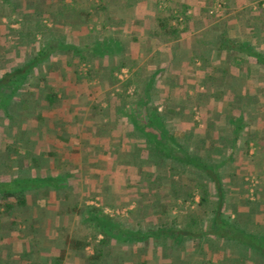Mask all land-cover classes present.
Here are the masks:
<instances>
[{
    "label": "trees",
    "instance_id": "1",
    "mask_svg": "<svg viewBox=\"0 0 264 264\" xmlns=\"http://www.w3.org/2000/svg\"><path fill=\"white\" fill-rule=\"evenodd\" d=\"M216 1L211 0V10L218 4ZM223 1L225 8H228V1ZM253 1L259 10L264 12V0ZM2 2L12 5L16 15L20 13L22 23L30 28L33 25L35 36L43 37L40 41L27 37L31 42L30 47L20 46L17 48L20 54H8L16 62L14 67L6 68L0 65V108H3V117L13 119L18 106H21L25 110L34 108L32 116L37 122L49 121L51 116L64 119L62 108L68 105L66 101L73 100L80 103L75 120L77 121L79 116L84 118L85 113L90 114L92 118L85 119L90 126L95 127L104 113L101 105L107 102L108 111L112 114L108 120L111 122L119 110L120 115L124 114L123 123L129 122L133 128L129 134H119L118 143H107L109 147L104 145L92 148L94 151L105 148V151L110 153L109 157L113 159L111 168L104 166L101 161L96 163V167L108 169L106 174L111 173V179L107 183L104 181V175L91 172L90 177L93 180L98 178L87 186L79 187L82 188L80 191L85 190L82 192V200L77 196L79 188H74L81 180L79 175L76 177V171L66 169L59 174L48 172L40 176L38 170L43 168L41 157L31 158L32 164L26 165L30 173H20V166L16 165L12 171L15 173L19 169L17 175L12 176L10 180L0 179V210L13 208V213L23 215L21 218H9L10 236H1L3 242L0 243V264H12V261L19 260L17 256L8 253L9 249L16 248L18 244L11 238L16 236L18 241L25 242L30 240L28 232L25 236H19L20 227L26 223L24 215L29 213L32 201L46 209L51 197L57 198L58 206L48 213L51 215L54 212L58 218L69 217L70 221L77 225L74 233L65 229L61 232L62 240L55 241L56 252L47 258L53 259L54 264H131L129 261L132 260L133 254L143 252L145 256L149 250L156 251L158 257H153L150 261L143 258V264H264V224L260 223L257 229H250L239 215L232 218V215L225 211L229 190L224 188L220 168L222 170L229 159L217 163V166L211 163V120L202 133H195L193 131L198 126L197 123L186 121L185 115L178 116L169 110L159 111L160 105L156 104L150 95V91L155 90L154 82L143 81L145 85L141 87L142 81L138 77L134 80L128 76L124 81H120L117 73L123 68L128 69V65L120 58L119 65L115 62L116 50L111 49L109 40L102 41L107 42L106 45L97 44L99 42L95 33L94 37L89 35L90 44L83 45L84 39L80 41V36L72 37V41H69V35H65L63 30L65 27L74 28L81 19L77 15L81 13L66 3V0H43L46 7L43 12L32 11L28 0H24L25 8L22 9H18L11 0ZM91 2L95 6L96 0ZM219 5L222 8L224 6L220 2ZM98 8H101V4ZM87 11L85 25L95 21L93 14ZM180 13L186 18L185 8L180 10ZM8 18L11 20V17ZM178 20L174 13L165 12L159 19V28L164 32L161 33V39L173 40L179 37L181 23ZM47 21L52 23L53 29H49L45 23ZM227 41L224 40L225 45ZM88 53L92 54L91 58L86 56ZM68 54H71L73 59H78L79 65L75 66L72 79H68L69 86L64 87L58 85L57 81H51L47 70L51 65L55 72L58 71V57ZM104 55L111 57L113 62L109 80L104 79L102 82L107 92L97 97L93 94L87 95L86 92L93 89L89 84L96 81L99 75L94 60ZM258 61L264 66V58ZM80 65L86 66L85 72L80 69ZM72 66L74 65L66 68ZM131 69L132 67L128 71ZM51 77L54 76L51 74ZM71 85H77L81 89L84 86V89L76 90L77 95L81 96L78 97L80 99H68L71 92L67 89H71ZM132 86L135 88L131 97L127 92ZM117 88H120L121 92L116 91ZM140 89H146V99H138ZM131 99L138 100L139 103L136 104L139 109L132 114L127 111L124 113ZM162 102L168 106L169 99ZM177 119L182 122V128H176ZM186 123L192 124L193 129L186 126ZM12 129L16 137V127L12 125ZM90 130L95 133L93 129ZM230 132L231 137L228 139H232V146L228 156L233 159L234 154L238 153L237 145L242 137L248 139L250 132L240 123ZM9 133L6 128H0L1 160L5 159V154H10L5 146ZM16 143L15 139L12 144ZM225 149L228 150L226 146ZM46 155L51 158L53 152L47 150ZM90 160L91 158L85 155L84 164ZM49 162L53 165L51 160ZM120 170L129 172L128 177L120 176ZM133 172H137V177H132ZM114 173H117V176L112 177ZM176 177L178 181H175ZM97 196L103 200L101 206L87 205ZM244 202L251 203L248 198ZM133 204L134 208L125 219L104 211V206L124 208ZM192 205L194 208H191ZM1 218L0 213V222ZM127 223H130V226ZM217 241L220 242L219 245ZM229 246L232 251L228 250ZM89 247H93L92 255L86 254ZM180 247L182 251L181 255H178L176 249ZM167 250L171 252L172 257L163 256L160 259V251L162 254ZM190 250L193 253L188 255ZM180 258L182 262L178 261ZM26 261L28 262L23 258L21 263L25 264Z\"/></svg>",
    "mask_w": 264,
    "mask_h": 264
},
{
    "label": "crops",
    "instance_id": "2",
    "mask_svg": "<svg viewBox=\"0 0 264 264\" xmlns=\"http://www.w3.org/2000/svg\"><path fill=\"white\" fill-rule=\"evenodd\" d=\"M28 1L32 6L29 8L34 12H43L46 8L43 0ZM91 1L66 0V3L71 7L74 6L81 13V15H77L81 19L74 28L65 27L63 30L65 35H69V41H72V37L80 36V41L84 39L83 45L90 44L89 35L94 37L95 33L97 34V38H95L99 42L97 44L106 45L107 42L102 41L109 40L108 44L111 49L116 50L115 62L119 65L120 60L125 61L128 69L132 67L129 70V76L132 79L138 77L142 81L141 87L145 85L143 81L154 82L155 90L150 91V95L152 100L160 105V112L169 110L172 114L176 113L182 117L184 115L188 117L197 112L201 113L202 116L206 115L207 117L206 120L202 119V126L205 128L211 118V144L216 145L212 153L216 163V165L212 164L213 166L226 162L228 159V164L233 162V159L228 155L221 153L222 151L217 153L216 150L219 151V148H222L220 140L231 137L230 131L235 128L237 123L245 125L250 133L261 131V135L264 137V66L261 61H258V59L264 58V12H251L256 4L253 0H227L228 8L225 13L223 12L221 19L216 21L211 12V0H96L95 6ZM100 4L101 8H98ZM20 6L22 9L23 3ZM184 8L187 11L186 18L180 13V10ZM87 10L93 14L95 21L85 25ZM168 11L174 13L181 23L179 37L173 40L161 39V33L164 32L159 28L161 26L159 19ZM13 33L16 34V42L24 40L25 36L26 39L27 36L34 33L33 25L30 28L22 23V29L14 30ZM224 40H228L226 45ZM4 44L11 48L14 47L8 39ZM0 45H2V40H0ZM217 50L221 52L219 59H215ZM66 56L58 57L63 59L62 62L60 59L59 62L57 60L58 71L55 72L51 68L52 66H49L47 75L49 74L51 81H55L57 75L58 77L62 75L61 71L69 65H74V67L79 65L78 59L71 57V61H67ZM86 56L91 58L92 54L88 53ZM112 63V58L108 55L97 57L94 60L99 72L96 77L99 82L97 89L100 90L101 95L107 92L104 90L102 82L104 79L109 80ZM224 67H227L226 70L230 72L227 74V78L225 74L220 75L216 71ZM51 74L54 77H51ZM131 88L134 89L135 86ZM145 90L140 89L138 99L145 98ZM134 96L136 95L134 94ZM164 99H169L168 106L163 105ZM137 101L136 99L131 100L124 113L127 111L128 114H132L138 110L139 107L136 103L139 102ZM18 108L14 118L22 117L24 113L34 114V108L28 110L22 109L21 106ZM62 110L64 116L65 113L72 110V107L68 109L63 107ZM103 110L104 113L96 127L99 128V131L93 133L95 141L97 140L101 146L107 143V138L110 136L108 131H111V134L117 131V142H119L121 133L118 131L120 132L124 126L128 130L133 128L129 122L123 123L122 115L124 114L120 115L119 110L111 122L108 120L112 115H110L108 107ZM179 120H176V128L183 127ZM27 124H31L36 129L40 128L41 131L45 130L44 135L49 140L65 139L57 132L58 128L56 129L53 124L52 116L49 121L44 123L33 120L32 116ZM13 126L17 131L16 139L22 133V129L20 123H15ZM187 126L190 127L189 124ZM90 129L89 131H91ZM25 130L29 132L28 127ZM105 131L106 133H104ZM63 132L68 134L69 139H73L75 138L72 137L73 133L79 134L80 128L71 125L70 130L64 129ZM27 141L30 143L29 139ZM39 143L40 141H33L34 147L31 145V149H34ZM86 143L89 144V142H84V138L80 135V145ZM44 146V149L48 150V146ZM84 152L80 151L75 159L85 161L87 154ZM100 153L103 154L102 151ZM262 161L264 162V159H261ZM226 174L234 175L235 173L227 172ZM235 176L237 177V175ZM260 176L264 178V172ZM261 190L264 191V182ZM263 220L262 216H258L256 219L258 225L264 224ZM181 251L177 250V253H181ZM43 253L45 258L41 257V254L32 263L54 264L53 259H47L51 257V253L53 256V250L47 253L43 251Z\"/></svg>",
    "mask_w": 264,
    "mask_h": 264
},
{
    "label": "rangeland",
    "instance_id": "3",
    "mask_svg": "<svg viewBox=\"0 0 264 264\" xmlns=\"http://www.w3.org/2000/svg\"><path fill=\"white\" fill-rule=\"evenodd\" d=\"M11 1L16 6L18 5L17 6L18 9H21L20 5L23 3V0H11ZM217 2L218 4H216L214 6V9L211 10L213 11L212 16L215 19V21L221 19V17L223 16V12L225 13L226 11V8L224 7L225 6L224 1L217 0L216 3ZM219 2L222 5H224L223 8L219 5ZM12 9H14L12 5L3 3L2 0H0V40H2V45H0V65L6 68L7 67L12 68L15 65V61L11 59L8 56V54H11L12 52L20 54L19 50H17L18 47L20 46L24 47L25 45L30 47L31 45L30 40H28L29 38L21 40V41L17 40L16 42V39H15L16 34L13 32L14 30L16 31L18 29H22V21H21L22 18H21L20 13L16 15V12H13ZM1 11H3L4 13H1ZM259 11L260 10L258 6L254 5L251 12L257 13ZM8 17H11V20ZM45 23L48 25L49 29H53L51 22L47 21ZM27 37H30V38L34 37L35 41H40L41 39L43 40L42 35L35 36V33H31V36H27ZM7 39L9 40L10 43H12V45H14L13 48H11L9 45L4 44L7 42ZM215 53H216L215 59H219V57L221 56V52L217 50L215 51ZM59 59L62 62L63 59L61 57L58 58V62H59ZM71 59H72L71 56L69 55L66 56L67 61H71ZM85 67L80 66V69L82 68L84 71ZM226 69L227 67H224V68H221V70L217 69L216 71L219 72L220 75L225 74L227 78V74H230V72ZM74 70H75L74 66L69 67V68H64L61 71L62 75H59V77L57 75L55 77L56 78L55 81H57V84L62 85L64 87H67L65 86L67 84L69 86L68 79H72V74ZM43 76L44 75H42V77ZM128 76H129V71L126 68H123L119 73H117V78L120 81H124ZM229 78L231 79L230 76ZM89 86L93 87V89L91 91L86 92L87 95L93 94L94 97L101 95L100 90L97 89L99 86V82L97 80L89 84ZM70 88L71 89L69 90L72 93L71 95H69L68 99L69 98L74 99V100L80 99L78 97H81V96L77 95L78 92H76V90L81 89V88H79V86L77 85H71ZM82 89H84V86ZM116 91L121 92V89L117 88ZM133 92H134V89L130 88L127 93L128 95L132 97ZM82 98H85V97L82 96ZM131 100L134 101V99H131ZM69 101L71 102L66 101V104L68 105L66 107L65 106L63 107L67 109L69 107H72V110L64 114L65 116L64 119L57 120L58 117L52 116L53 124L55 125L56 129L58 128L57 132L63 138H65V139L60 138V139H57L56 141L47 139L44 135L46 133L45 130L41 131L42 129L40 128L36 129L31 124L29 125L27 124L28 121H30V118L32 117V113H24V116L22 117H15L9 120L7 117H3V113H4L3 108L2 109L0 108L1 109L0 128L1 129L6 128V131L7 130L8 132L10 131L8 140L6 138L7 144L5 146L8 152L10 153V154L8 153L7 154L11 155V156H8L5 154V159L4 160L0 159V179L1 180H10L12 176L17 175V173L19 172V169L15 173L14 171H12L13 166H16V165L20 166L19 167L21 169L20 173H24V174L30 173L26 165L32 164L31 158L41 157V163L44 169L40 168L38 170V175L40 176H43L44 174L48 172H51L52 174H55V173L59 174V173H62L63 171H66V169H68L71 172L76 171V174H75L76 177L77 175L81 177V180L74 186V188L78 189L79 187H83L84 185L87 186L90 182L96 181L98 177L97 178L95 177V180H93L90 177L91 172L94 174L98 173L100 175H104V181L106 180L107 183H109V180L111 179L110 177L111 173L106 174V172H108V169L98 168L96 167V163H98V161H101L103 162L104 166H109L111 168V163L113 160H111V158L109 157L110 154L103 155L100 153L101 151L102 153L104 152L108 153L107 151H105V148H101L102 150L98 149L96 150L97 152L93 150L95 149V147L98 148V146L100 147L102 146L99 145V143H97V140L95 141L93 132L89 131V129L91 128L90 123L87 122L85 118L84 120L83 116H79L78 117L79 119L77 121L75 120L77 117V111L75 110V108L80 106V103L74 102L73 100H69ZM82 102L85 103L84 101ZM101 106L103 108H107V102H103ZM88 113H90L89 109H88ZM84 116L87 118V120H90L92 118V116L87 113H85ZM202 119L206 120L207 119L206 115L202 116L201 113L197 112V113L189 115L185 120L186 121L190 120V123L192 121L194 123H197L196 125L198 126L195 127L193 132L202 133L205 130V127L202 126ZM209 119L211 120V118ZM15 123L16 124L20 123L21 129H22V133L19 135V137L16 138V141L18 144L17 143L12 144V143H15V138H14V141L12 142L13 135H14L12 125H14ZM71 125L79 126L80 128L79 134L73 133L72 137H75L73 139H69V137L67 136L68 134H65L63 132L64 129L70 130ZM98 125H96L95 127H92L94 131H97V132L99 131V128L98 129L96 128ZM7 126H9L8 127L9 129L7 128ZM189 126L192 127V124H189ZM26 127L29 128V132H26L25 130ZM81 128L83 129L82 131H81ZM124 128L120 132L118 131V133H121L122 136L125 134H129L130 132V129L128 130L127 128L125 129ZM30 132L32 133V135ZM115 132L116 133L112 132L113 135L111 134V131L107 132L110 135L107 138V143H110V142H112L113 144L118 143L117 142L118 140L117 131ZM104 133H106V131ZM261 133H262L261 131L250 133L248 134V139H245L242 137L241 142H239V144L237 145L236 151L238 153L234 154L233 162L227 165H224L222 167V170L220 168V172L223 173L222 176H223L224 188L229 190V196L227 198L228 200H226L227 203H226L225 211L228 214H231L232 218L234 217L237 218V215H239L243 223L244 224L246 223L248 225V228L250 229L252 228L257 229L258 227H260V225H258L255 219H256V216L264 215V205H263L264 203H262L264 199V191L261 190L262 183L264 182V178L260 176L261 173L264 172V162L263 161L261 162V159H264V137L261 135ZM80 135L82 138H84V142H89V144L86 143L84 145H80ZM101 137L103 136L101 135ZM27 139L30 140V143H28ZM33 141H40V143L37 144L34 149H31L32 146L34 147V145L32 144ZM231 142H232V139L220 140V143L223 144V146L221 145L222 148H219L220 150L219 151L216 150V152L219 153L222 151L221 153L228 155L230 153L229 149H231V146H232ZM0 143H1V140H0ZM107 143H104V145H106V147H109ZM44 145L48 146V151L53 152V156L51 158L46 155L47 150L44 149L45 147ZM225 146L227 147L228 150L225 149ZM215 148H216V145L212 143L211 144V156L213 158V159L211 158L212 164H216L214 161V157L212 155ZM80 151H85L84 153L87 154L88 158H91L89 163H86L88 167L85 166L86 164H84V161L75 159ZM71 154H73L74 156L71 157L72 156ZM0 158H1V154H0ZM49 158L53 162V165H51L52 163L49 162L50 161ZM116 172H118V170ZM120 172H121L120 176L128 177L129 172H126L124 170H120ZM227 172H230V174L232 173H235V174L228 175L226 174ZM235 175H237V177ZM113 176H117V173H114L112 177ZM132 177L133 178L137 177V172H133ZM178 180H179L178 177H176L175 181H178ZM80 189L82 188L78 189L77 196L80 197L79 198L80 200H82L83 198L82 192L85 190L83 189L80 191ZM246 198H248L251 203L246 204L244 202L246 201ZM48 201H49L47 203L48 207L46 209H44L39 204H34L35 202L32 201L31 203L32 205L30 206L29 213L28 214L25 213L24 217L26 219L25 220L26 223L20 227L21 231H19V236L20 235L25 236L26 233L28 232V237L30 240H27V242H25L24 240L18 241L16 236H13L11 238L12 240H16L18 244H16V248L11 247L12 249H9L8 253H11L13 256H17V258H19V260L16 259L12 261L13 262L12 264H15V263L22 264L21 261L23 258L28 260V262L26 261L25 264H29L31 262L34 263L37 256L40 257L39 255L42 254L41 257H43V254H44L43 251L47 253L48 251L53 250V252H56L54 251L55 249L54 247L56 244L55 241L62 240L61 232L63 233V230L65 229H68L69 231H71V233L75 232L77 225L76 223L70 221L71 218L68 217L69 220L64 219L63 217L58 218L56 216V213L52 212L51 215L48 213L49 210L53 209V207L56 208L58 206L57 198L51 197ZM101 201L103 200L99 196H97L95 200L89 201L87 205L95 204V205L101 206ZM196 201H198V197L196 198ZM133 208H134V204L129 207H124V208H121V207L111 208L108 206H104V211L110 215H114L118 217L120 216L122 217V219H125L129 216V211H131ZM191 208H194V205H192ZM12 209L13 208L0 210L1 217H2L1 218L2 222H0V243L3 242L1 241V236H3V234L5 235V237L10 236L9 218L16 219V217L17 218L23 217L21 213H13ZM43 210H45L46 212ZM175 212L177 211L175 210ZM246 212H249L252 215L247 214ZM13 215H16V216L13 217ZM262 222H264V220ZM128 224L130 226V223H127V225ZM36 232H38V234H34ZM216 243L217 245H219L220 242L217 241ZM216 243H214V245ZM230 247L231 246H229L228 250L232 249ZM181 249L182 247L177 248L176 250H181ZM93 251H94L93 247H89L86 249V254L92 255ZM190 253H193V251L190 250L188 255H190ZM177 254L181 255V253H177ZM159 256H160V259L163 256L166 258H170L172 257V254L169 250H167L166 252L164 251L162 254L160 251ZM1 257L2 255H0V258ZM153 257L155 258L158 257V253L156 251L149 250V252H147L145 256L143 255V252L142 253L139 252V253L133 254L132 260L129 262L131 264H143V260H142L143 258L146 259L147 261H150L152 260ZM178 261L182 262V258H180V260L178 259ZM211 264H216V263L211 262Z\"/></svg>",
    "mask_w": 264,
    "mask_h": 264
}]
</instances>
